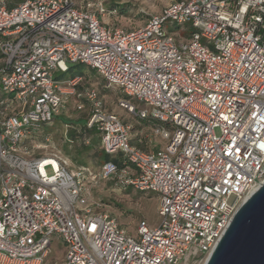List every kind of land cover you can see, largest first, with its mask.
Listing matches in <instances>:
<instances>
[{
    "label": "built area",
    "instance_id": "1",
    "mask_svg": "<svg viewBox=\"0 0 264 264\" xmlns=\"http://www.w3.org/2000/svg\"><path fill=\"white\" fill-rule=\"evenodd\" d=\"M94 8L24 0L10 9L0 0V264H46L55 237L64 264L206 262L264 182V0L173 1L131 30L103 22L116 15L103 3ZM68 64L122 90L121 107L168 141L158 151L133 146L131 127L96 89L85 91L88 127L107 154L122 156V166H102L101 178L155 192L160 225L143 220L129 235L90 202L85 169L24 156L22 144L52 123L81 82L54 80Z\"/></svg>",
    "mask_w": 264,
    "mask_h": 264
},
{
    "label": "rangeland",
    "instance_id": "2",
    "mask_svg": "<svg viewBox=\"0 0 264 264\" xmlns=\"http://www.w3.org/2000/svg\"><path fill=\"white\" fill-rule=\"evenodd\" d=\"M75 6L95 10L94 5L103 3L104 8L110 10L117 9V15H106L103 22L116 27L131 30L143 26L148 15L160 13L166 6L178 0H71ZM123 7V12L120 11ZM167 30L170 33L180 34L184 37L185 28H176L168 24ZM70 70L67 72L56 71L53 74L54 80L64 82L74 76L81 77L80 90L67 95L68 100L64 111L57 116L52 123L43 126L40 131L31 139L24 142L22 149L27 150L24 156L32 159L58 158L66 163L67 167L77 171L78 165L73 157L82 150V157L87 160L88 178L84 180V188L89 194L90 202L97 204V211L107 213L116 223L125 229L131 236H136L138 223L145 220L151 226H158L161 223L159 215L160 200L155 192L143 193L132 187L126 186L122 189L115 184L114 180L101 178L102 164L95 157L100 151V137L95 135L90 143L84 144L82 137L77 134V138L72 140L69 136L71 130L78 131L80 125L62 123L63 117L77 122L89 117L90 105L84 97L87 89L93 88L99 92L106 108L114 112L119 118L131 127V138L133 143L140 145L143 150L154 151L163 148L168 141L153 133L149 123L140 121L134 113L128 112L121 107V102L126 99L125 94L118 88H109L104 79L90 67L79 64H68ZM82 74V75H79ZM137 109L144 106L137 101H132ZM70 140L72 142H70ZM51 174V169H47ZM66 249L62 240L54 238L46 264H64ZM199 264H205L200 262Z\"/></svg>",
    "mask_w": 264,
    "mask_h": 264
},
{
    "label": "water",
    "instance_id": "3",
    "mask_svg": "<svg viewBox=\"0 0 264 264\" xmlns=\"http://www.w3.org/2000/svg\"><path fill=\"white\" fill-rule=\"evenodd\" d=\"M205 264H264V182L238 209Z\"/></svg>",
    "mask_w": 264,
    "mask_h": 264
},
{
    "label": "trees",
    "instance_id": "4",
    "mask_svg": "<svg viewBox=\"0 0 264 264\" xmlns=\"http://www.w3.org/2000/svg\"><path fill=\"white\" fill-rule=\"evenodd\" d=\"M24 0H5L8 8H13L15 7L16 5H18L19 3L23 2ZM178 1H182V0H178ZM106 9V8H105ZM107 10V9H106ZM124 8L123 7H120V11L123 12ZM107 11H116V15H117V9L115 8H112L110 10H107ZM148 18H149V15H148ZM0 58L4 59L3 58V55L0 53ZM4 67V62L3 64L0 66V70ZM70 70V68H68V71ZM79 75H82V74H79ZM78 76V75H77ZM75 77V76H74ZM73 77V78H74ZM90 89V88H89ZM77 91H81L80 90V83L77 85V88H76ZM2 95V90H1V85H0V96ZM101 97V96H100ZM67 100H68V97H67ZM67 100H66V103H65V107H66V104H67ZM90 105V104H89ZM65 109V108H64ZM64 111V110H63ZM62 111V112H63ZM61 112V113H62ZM61 113L59 115H61ZM58 115V116H59ZM57 117V116H56ZM55 117V118H56ZM54 118V119H55ZM64 119L62 120V123H70L72 125H80V129L78 131L76 130H71L70 133H69V136L72 140L76 139L77 138V134H79V136L82 137V140L84 141V144H89L90 143V140L92 137H94L95 135H98L100 137V144H101V135L99 133V131L96 129V126H93V127H88V123L90 122L91 118H92V108L90 106V113H89V117L86 118L85 120H78L77 122H72L71 120L63 117ZM53 119V121H54ZM52 121V122H53ZM142 121V120H140ZM143 122H146V121H143ZM149 123V122H147ZM70 142H72L70 140ZM131 144L137 148H139L140 150L142 151H146V150H143V148L136 144V143H133V140L131 139ZM161 148H158L157 150H154V151H158L160 150ZM86 150L85 147L82 148V150H79L77 152V156L73 157V160L74 162L78 165V168L77 170L79 169H85L87 172L89 171L88 168H87V160L82 157V151ZM146 152H150V151H146ZM95 157L100 161V163L102 164V166L106 163V162H115L117 164H119L120 166H122V156L121 155H109L107 154L101 147L100 145V151L97 153V154H94ZM102 168V167H101ZM69 171L71 172H74L73 170H71L70 168H68ZM63 243V242H62ZM64 244V243H63ZM65 246V245H64ZM66 249V248H65Z\"/></svg>",
    "mask_w": 264,
    "mask_h": 264
},
{
    "label": "crops",
    "instance_id": "5",
    "mask_svg": "<svg viewBox=\"0 0 264 264\" xmlns=\"http://www.w3.org/2000/svg\"><path fill=\"white\" fill-rule=\"evenodd\" d=\"M0 39H1V37H0ZM3 59L2 58H0V66L3 64Z\"/></svg>",
    "mask_w": 264,
    "mask_h": 264
}]
</instances>
